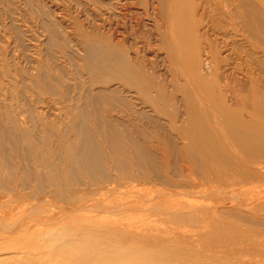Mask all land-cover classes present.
Here are the masks:
<instances>
[{"label": "rangeland", "instance_id": "obj_1", "mask_svg": "<svg viewBox=\"0 0 264 264\" xmlns=\"http://www.w3.org/2000/svg\"><path fill=\"white\" fill-rule=\"evenodd\" d=\"M137 1L139 2L138 13L141 14L128 15L127 20L119 16L121 18L118 21L126 20L130 24V33L133 37L135 36L134 38L137 36L136 39L144 42L147 39L146 44L152 42L149 44L155 48L153 49L151 45L152 51L160 50L161 57H163L156 62L157 69L163 68L166 71V74L163 73L164 76L161 75V77L163 80L167 79L166 81L170 78L169 83L166 82L168 86H172L174 83L178 87L175 95L179 99V104H182L178 120L181 119V114L186 119L194 120L196 124L192 126L191 130L195 133L197 141L202 146L210 145L209 147H211L212 145L211 150L221 153L217 162L208 161L211 167V184L204 182L208 176L205 175L203 168L196 166L197 170L195 169L194 173L190 172L187 163H192L191 159L181 158L178 148L175 150L174 147H171V143L175 139L180 145L183 144V133L171 130L169 127H164L165 124L160 125L154 121L160 119L159 121L163 123L169 122L173 116L154 113V119L152 116H142L134 111L111 108L110 102H101L103 110H109L104 112L106 118L124 121L133 130L134 137L141 139L143 146L150 148L153 153L150 165L155 170L151 171L153 179L149 180L151 184L147 183L145 178L140 177L137 178L138 181H130V184L116 185V189L112 190L107 188L108 184H104L105 188L101 191H98L96 187L88 186L63 196L45 192L32 198V190L29 189L18 195L8 192L0 193V233L12 236L11 240L0 239V258L9 257L13 263L22 261L21 257L16 258V253L7 251L5 248L9 244L15 247L22 246L26 240L22 233H28L30 236L34 234L36 237L51 230L63 231V228L73 225L100 227L122 225L127 227L129 224L133 229L129 226L127 229L134 232L152 230L172 232L176 236L182 235L176 240L177 243L182 244L179 250L181 249V256H183L179 258L180 260H176L177 264H184L188 261L196 263V257L201 258L205 262L204 264H264V6L257 0L253 3L254 5L245 0H156V4L160 7L156 17L158 16L157 19L160 22L153 23V18L148 15L146 17V12H144L148 10L146 0ZM107 3H109L108 0H0L1 119L5 120L6 118L4 108L11 106L18 111L33 110L37 116L36 121L41 124L42 118L45 119V122L53 121L59 131L72 126L74 129V125L80 119L77 108L83 106L84 113L93 127L96 117L93 107L85 103L84 100L75 99L78 90L74 87L79 86L88 73L99 74L101 71L100 74H105L116 70L133 76V72L128 70L129 67L125 66L122 60H115L110 53L112 47L104 40L101 39L102 41L100 40L99 43L92 41L90 45H85L83 41V27L87 25L85 15L89 13L95 18L100 10L110 12V6L106 5ZM226 3L233 15L234 13L238 14L237 20L234 17L236 21L230 18H233L232 14H225L223 8ZM171 7L173 8L171 9ZM201 17L204 19L200 22L202 25L199 27V32L203 34V38L199 39L201 45L197 46L198 38L192 35L188 22L192 18L201 19ZM219 18L221 20L224 18L225 21H222L225 25L230 24L227 34L230 36L231 46L228 50L220 46L213 49L212 43L216 36H221L218 37L221 39L224 34L215 33L210 29L211 27L209 28V25L211 26L213 21L220 20ZM245 19L251 23L250 26H245ZM149 22H152L153 25H149ZM104 33L110 35V33ZM158 34H160L161 40L156 42L153 37ZM211 40L212 42H210ZM209 43L211 46L208 45ZM155 46H158L157 49ZM216 50H220V55H217L219 52ZM152 51L146 52V54L148 55ZM141 53L143 52L141 51ZM84 54L95 56L96 59L93 60L95 63L88 62L83 57ZM226 56L227 58H225ZM101 62L105 69L98 67ZM213 67L214 69H210ZM210 70L212 71L209 72ZM39 74H43V80L37 78ZM64 74L66 76L65 85L60 86V84H56V81L55 85L59 91L64 90V92L67 86H72V97L74 98L71 100L64 99L59 95L51 96L43 83V81H53L54 78L62 79ZM225 79L231 80L228 82L229 85L226 83L228 80ZM101 80L103 79L101 78ZM181 82H185V85ZM227 85L230 87L226 88ZM186 88L191 93V99L185 98ZM13 89L17 91L15 92ZM204 102L207 103L204 104ZM189 103H193V106L191 111L186 112L185 106H189ZM202 104L204 108H201ZM206 105L208 108L214 105L213 110L211 107L208 109ZM215 107L216 110H214ZM109 112L111 113L109 114ZM115 115H119L118 118ZM220 120L224 124L226 121L225 125L230 127L225 129L224 124L218 123L221 122ZM218 126L221 129H218ZM222 128L229 133L227 134L223 130L224 135H222L220 132ZM217 129L220 130V133ZM39 131L37 127L33 134L39 133ZM40 134L43 135V132L41 131ZM143 136L146 139H143ZM254 136L262 138L263 157L259 159L263 161V166L261 165L259 172L263 174L256 172L254 177L257 178L252 177L256 181L252 179L251 182L245 183V181H249L246 178L251 180V177H247L238 166L239 164H236L240 160L234 155L237 152L239 156H243L249 161H255V155L250 152V148H247V143ZM165 137H168V141H170L166 142L167 138ZM53 143V146H56V140ZM228 146L230 149L227 148ZM0 148L1 150H11L13 146L0 140ZM233 149L235 150L233 151ZM16 158L23 166V160L18 156ZM15 161L17 162L16 159ZM104 166L107 172L118 174L111 171L116 166L113 162L106 160ZM134 170L138 173L137 176L145 173V168L141 166L135 167ZM241 172L242 174H240ZM4 177L7 180L11 178L8 175ZM193 177L194 179H192ZM212 179L216 181L214 182ZM195 180L200 183L203 181L204 186L191 188L192 181ZM172 181H179L183 186L174 188L171 186ZM122 182H126L125 178ZM80 198L86 199L87 202L85 208L79 211L75 208L76 206H71L69 203L72 199L77 203ZM96 202H98V206H88V204ZM116 204L120 205L114 207ZM177 211L185 218L182 222L177 223L173 219V213ZM64 231L61 233L62 236L58 235L57 231L53 237L68 241L74 235ZM17 234H21L18 237L19 241L14 239Z\"/></svg>", "mask_w": 264, "mask_h": 264}, {"label": "bare ground", "instance_id": "obj_2", "mask_svg": "<svg viewBox=\"0 0 264 264\" xmlns=\"http://www.w3.org/2000/svg\"><path fill=\"white\" fill-rule=\"evenodd\" d=\"M108 1L109 3H107L106 5L110 6L109 8L111 9L110 12L100 10V12L98 11V15L95 18L92 17V15L89 13L85 15V21L87 25L83 27V31H84L83 41L85 45L87 44L90 45L92 41L93 42L96 41V43H99L101 39L104 40L105 43H108V45L112 47V51L110 53L115 58V60H122L125 63V66L129 67L128 70L133 72V76H130L125 72L123 73L118 72L116 70L112 72H106L105 74H100L101 71H99V74L87 72L88 74L84 76V81L79 86L74 87L75 89L78 90L75 99L79 101L84 100L85 103L93 107L94 114L96 116L93 121L94 123L93 127H91L89 119L87 115H85L84 113V109L82 108L83 106L77 108L79 112V116H80L79 122L76 125L70 124L71 126L74 125V129L72 128L73 127L72 126L70 128L67 127L60 131L56 129V126H55L56 123L53 121L45 122L44 121L45 119L43 120V118H42V124L36 121L37 116L35 115L33 110L28 109L25 111L23 110L18 111L16 109H13L11 106L4 108L5 109L4 113L6 115V118L4 117L5 120H3L0 117V140H2L3 142L5 141V142L12 144L13 148L11 150L2 149L3 151L0 148V151H1L0 152V193L8 192L10 194L18 195L19 193L29 189V190H32L31 191L32 198H35L39 194H43L45 192L51 195L56 194L59 196L60 195L63 196L64 194H70L75 191L77 192L81 188L84 189L88 186L96 187L98 188L97 189L98 191H101L102 189L105 188L103 187L104 184H108L107 188H111L112 190L115 188L116 185L124 186L125 183L130 184V181H138L139 179L137 178H140V177L145 178L147 183H150L149 180L152 179L151 171L152 170L155 171L153 169V166L150 165V159L152 158V155H153V153H151L150 151V148L148 149L146 148V146H143L144 144L142 140L134 137L133 130H131L130 126H127L124 123V121L122 122L121 120H118V119L112 120L111 118L110 119L106 118L107 116H104V112H107L109 110L108 109L103 110V105H100L101 102H105V103L110 102L111 108H114V109L121 108L123 110L134 111L136 113H139L142 116H147V117L148 116L153 117L154 113L169 114L173 116V119L171 121L169 120V122L163 123L159 121L160 119L159 120L156 119L154 121H156L160 125L165 124L164 127H169L171 130L180 131L183 133V137H182L183 144L180 145L179 143L175 141L176 139L174 138L175 142L173 141L171 143V147H174L175 150L176 148H178V150L180 151L179 156L181 158L191 159L192 163H187V166L190 172L194 173L196 166L203 168L205 170L204 172L206 173L205 175L208 176L207 178H205L204 182H209V183L211 182V178H212L211 177V167L208 164V161L212 160L213 162H217L216 160L220 158L221 153L215 150H211L212 145L211 147H209L210 145L207 146L204 144H203L204 146H202V144H200L197 141V139L195 138L196 135L194 136L195 133H193V131L191 130L192 126L196 124L194 120L186 119L182 116V114L180 115L181 119L178 120L179 113L182 107V104L181 103L179 104L178 97L175 95V92H177L178 87L174 83H172V86H168L166 82H168L170 78L168 77L169 79L168 81H166L167 76L164 77L166 80H163V78L161 77V75H163V73H165L166 71L163 68H160L159 70L157 69L156 62L161 60L163 57V56L161 57L160 50L158 49L159 51H152L150 49L152 44H149V43H152V42H149V41L151 39L148 41L149 43L146 44L147 39L145 40V42L140 41L136 39L138 38L137 36L136 38H134L135 36L133 37L132 34L130 33V24L126 21L128 19L127 16L131 14H135V13L141 14V13H138L139 8L137 7V5L139 4V2L137 0H108ZM245 1H248L251 4L255 2V0H245ZM257 1L261 5L264 6V0H257ZM146 2L148 4V8H147L148 10L144 11L146 12V17L147 15L149 17H152L153 23L160 22L157 19L158 16L156 17V15H158L157 11L160 10V7L156 4L157 3L156 0H146ZM172 8L173 7H171V9ZM229 8L226 3V6L223 9H224L225 14L227 15L232 14V11ZM251 9L250 10L248 9V10L251 11ZM167 15H170V14H167ZM237 15L234 13V15L232 14L233 18L232 17L230 18L234 19V17H236ZM119 16H121L122 19L123 18L126 19L127 17V19L124 20L123 22L120 21L121 22L120 23L118 20L121 17ZM222 17H225V16H222ZM203 19H204L203 17H201V19L192 18L188 22L192 35L198 38L196 42L197 46L201 45L199 42V39L203 38V34L199 32V27H201L202 25V23L200 22ZM222 20H224V18ZM222 20L220 19L218 21H213L211 23V26L209 25V28L211 27L210 29H212L215 33L217 32L218 34H224L223 38L221 39L218 38L221 36H216L212 44H213V49L214 48L217 49L220 46L228 50L231 46L230 36L227 34V30L229 29L230 24L225 25V23H223ZM236 20H237V17H236ZM230 23H232V21ZM244 24L245 26L247 25L250 26L251 23L246 20ZM149 25H153L152 22H149ZM138 28L140 29V27ZM104 32L110 33V35H107ZM159 35L160 34L153 37L154 41L157 42L158 40L159 41L161 40ZM210 42H212V40ZM159 44H163V43L160 42ZM146 45H148V47H146ZM208 45L211 46V43H209ZM153 47L154 46L152 45V48ZM219 49L222 51L221 48ZM220 50L219 51L216 50L219 52L217 55H220L221 53ZM129 51H131L130 52L131 54L129 53ZM141 51L143 53H141ZM151 51L152 53L148 55L146 54V52L149 53ZM173 54H174V51L172 55ZM83 57L86 58L88 62L96 59L95 56L89 55V54H84ZM225 58H227V56ZM204 59H207V58H204ZM175 60H176V57H175ZM98 67L103 68L102 62L99 63ZM214 67H216V65ZM214 67L210 69H214ZM211 71L212 70H210L209 72ZM219 71L218 73H220ZM191 73H192V70H191ZM43 74L37 75V78L40 80H43ZM65 77L66 76L64 74L62 79L57 80V78L56 79L54 78L53 81H43V83L47 87L46 90L51 96L59 95L60 97L64 99L71 100L74 98L72 97V92H73L72 86L66 85L67 87L65 86L66 90L64 92V90L62 89H60L62 91H59V89L55 85V81H56V84H60V86H64L66 82ZM101 78L103 80H101ZM171 80L173 79L171 78ZM230 81L231 80H228L226 83L228 84V82ZM181 83L185 85L184 84L185 82H181ZM228 85L226 86V88L230 87ZM14 91L16 92L17 90H14ZM178 92L180 93L181 91H178ZM229 95H230V92H229ZM185 98H190V99L192 98L191 93L189 90H187V88H186ZM194 100H196V98H194ZM205 103L207 102H204V104ZM192 106H193V103H189V106H185V111L186 112L191 111ZM213 106L214 105L210 107L212 108ZM206 107L208 108V105H206ZM201 108H204L203 104ZM211 110H213V108ZM214 110H216V107L214 108ZM110 113L111 112H109V114ZM118 116L116 117L118 118ZM221 117H224V116H221ZM226 121H227V118H226ZM226 121H225V124H226ZM218 123L224 124L222 121ZM222 124L221 126L224 128ZM230 124H231V121H230ZM37 127L40 130L39 133L37 132L33 134V131L36 130ZM227 127L228 126L225 125V129H227ZM213 128H214V125H213ZM219 128L220 127L218 126V129ZM223 128L221 131L219 130L222 133V135H224V133L222 132L223 130L227 133V131ZM41 131L43 132V135L40 134ZM219 131L218 133H220ZM226 133H225V136H227ZM168 137H165L167 138L166 142L169 139ZM53 139L56 140L57 142L56 146H53L54 144ZM143 139H146L145 136H143ZM261 139L262 138L260 136H254L249 142L250 144L247 143V148H250L249 149L250 152H252V154L255 155V158H256L255 161H249L248 159H245V157L239 156V154L235 151L236 154L234 156L240 160V162H236V164L237 165L239 164L238 166L241 167L242 171L245 172L247 177H251V180L246 178V180H249V181H245V183L251 182L252 179L255 178L254 173L257 172L258 174L260 173L263 174L262 172H259V170L263 166L262 165L263 161L259 159L263 157L262 155L263 152L261 150L262 148ZM229 147L230 146H228L227 148ZM175 150L173 151L175 152ZM234 150L235 149H233V151ZM17 156L23 160V166L22 164L20 165V162H18V159L16 158ZM123 157L128 158V160H125V158L123 159ZM15 159L17 160V162L15 161ZM106 160L113 162L116 165L115 167H113V169H111V171L112 172L115 171L116 173H118L117 175L111 173L110 171L108 172L106 171V168L104 166ZM140 166L145 168V173L137 176L138 173L134 170V168L135 167L137 168ZM216 169L219 170L220 168H216ZM20 172L21 173L24 172V174H21ZM240 174H242V172ZM7 175L11 177L9 180H7V178L4 177V176L7 177ZM124 178L126 182L123 183L122 180ZM192 179H194V177ZM212 180H214V182L216 181L215 179H212ZM43 181H47V182L44 183ZM192 182H193V185L190 186L191 188H197L200 186H204L203 181L201 183L198 181L196 182V180ZM171 186L174 188L175 187L181 188L183 185L180 184L179 181H172ZM79 200L80 201L76 203L75 200L72 199L69 204L71 206H76L75 208L80 211L85 208L87 200L84 198H80ZM120 204H116L114 205V207ZM88 206H98V202L90 203L88 204ZM178 213L180 212L177 211L173 213L174 214L173 219L177 221V223L182 222L185 219L183 216H181ZM34 226L35 224L33 225V227ZM128 226L129 228L132 227V225H129V224ZM176 226H174L175 229H176ZM127 227L122 226V225L114 226V227H112V225L108 227L90 226V225L68 226L63 229L66 230L67 232H71L74 234L71 236V239H69L68 241H62L59 238L53 237L55 236L54 234L57 231H58L57 234L61 235V233L65 232L64 230L63 231L62 230H57V231L51 230V231L44 232L43 234H39V236L35 235L38 238L34 237V234H32L33 236L32 237L28 233H22V236L24 235L26 237V240L22 246L19 245L18 247H15V246L10 245L9 243H8L9 245L5 246L7 251L16 253V256H17L16 258L18 259L21 257L22 261L20 263H17V261L16 263H13V260L11 261L9 257L8 258L5 257V258H0V264H177L176 260H180L179 258L183 257L181 256V249L179 250V248L182 247V244L177 243L176 241L178 237H182V235L176 236L172 232H161V231H152V230H148V231L145 230V232L143 231L134 232L132 230H129V228L127 229ZM209 227H211V225H209ZM209 227H206V228L209 229ZM19 236H21V234L15 235L14 239L19 241V238H18ZM11 238L12 236L10 234L0 233L1 240H11ZM40 238H43V239H40ZM195 260H196V263L188 261L187 263H184V264H204L205 263L201 258H198V257H196ZM179 264H183V263H179Z\"/></svg>", "mask_w": 264, "mask_h": 264}]
</instances>
